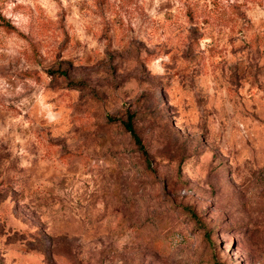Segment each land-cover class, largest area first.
Instances as JSON below:
<instances>
[{
    "label": "rangeland",
    "instance_id": "374dc122",
    "mask_svg": "<svg viewBox=\"0 0 264 264\" xmlns=\"http://www.w3.org/2000/svg\"><path fill=\"white\" fill-rule=\"evenodd\" d=\"M0 264H264V0H0Z\"/></svg>",
    "mask_w": 264,
    "mask_h": 264
},
{
    "label": "trees",
    "instance_id": "16d2710c",
    "mask_svg": "<svg viewBox=\"0 0 264 264\" xmlns=\"http://www.w3.org/2000/svg\"><path fill=\"white\" fill-rule=\"evenodd\" d=\"M131 117H132V113H127L126 114V119L123 122V125L125 127V129L129 132L130 136L132 137L133 141L135 142V144L137 145L138 149L141 151L142 154L146 155V150L141 142L140 137L138 136V134L136 133L132 122H131Z\"/></svg>",
    "mask_w": 264,
    "mask_h": 264
}]
</instances>
